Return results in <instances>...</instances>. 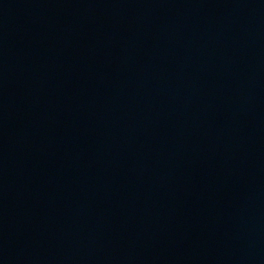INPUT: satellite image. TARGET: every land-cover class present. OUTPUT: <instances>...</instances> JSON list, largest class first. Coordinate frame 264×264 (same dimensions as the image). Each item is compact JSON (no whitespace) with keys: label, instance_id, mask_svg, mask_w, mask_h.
Here are the masks:
<instances>
[{"label":"water","instance_id":"1","mask_svg":"<svg viewBox=\"0 0 264 264\" xmlns=\"http://www.w3.org/2000/svg\"><path fill=\"white\" fill-rule=\"evenodd\" d=\"M0 264H264V0H0Z\"/></svg>","mask_w":264,"mask_h":264}]
</instances>
